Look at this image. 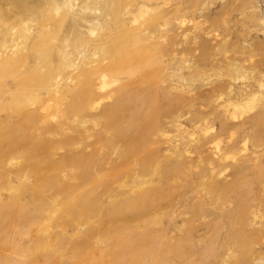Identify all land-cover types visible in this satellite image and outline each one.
Masks as SVG:
<instances>
[{"label":"rangeland","instance_id":"rangeland-1","mask_svg":"<svg viewBox=\"0 0 264 264\" xmlns=\"http://www.w3.org/2000/svg\"><path fill=\"white\" fill-rule=\"evenodd\" d=\"M0 264H264V0H0Z\"/></svg>","mask_w":264,"mask_h":264}]
</instances>
